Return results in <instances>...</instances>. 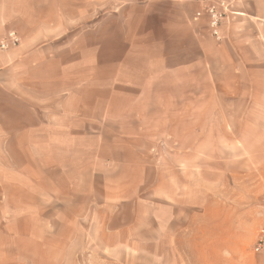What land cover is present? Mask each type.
I'll return each mask as SVG.
<instances>
[{
  "label": "crops",
  "instance_id": "crops-1",
  "mask_svg": "<svg viewBox=\"0 0 264 264\" xmlns=\"http://www.w3.org/2000/svg\"><path fill=\"white\" fill-rule=\"evenodd\" d=\"M232 7L217 40L194 0H0V42L11 31L20 38L0 49V264L13 263L22 240L43 245L29 225L45 209L59 217L77 197L89 211L104 206L77 187L97 177L107 183L109 168L127 166L116 153L154 150L145 122L153 112L140 107L153 103L145 94L160 82L180 87L186 119H203L210 104L218 119L225 98L246 104L247 119L264 120V0ZM117 103L130 106L114 115ZM201 150L199 143L180 146ZM248 153L247 254L225 257L231 264H264V162ZM181 167L188 171V162ZM60 181L69 184L66 195ZM151 182L156 197V175Z\"/></svg>",
  "mask_w": 264,
  "mask_h": 264
},
{
  "label": "rangeland",
  "instance_id": "rangeland-1",
  "mask_svg": "<svg viewBox=\"0 0 264 264\" xmlns=\"http://www.w3.org/2000/svg\"><path fill=\"white\" fill-rule=\"evenodd\" d=\"M160 83L145 94L153 103L140 107L153 112L145 122L155 133L150 137L154 150L116 153L127 166L109 168L107 183L97 177L94 184L77 187L95 192L104 206L89 211L87 199L77 197L59 217L52 208L34 217L29 229L43 245L20 241L12 264H231L225 257L247 254V148L252 158L264 162V120L247 119L246 104L225 98L218 119H211V104L204 106L203 119H186L177 102L180 87L173 80ZM128 106L117 103L114 115ZM126 126L131 129V122ZM195 128L203 135L191 133ZM116 129L111 124L109 133ZM129 142L122 144H146ZM196 143L201 151H180L181 144ZM154 175L156 197L151 195ZM44 186L53 189L50 183ZM68 187L63 181L57 185L65 195Z\"/></svg>",
  "mask_w": 264,
  "mask_h": 264
},
{
  "label": "built area",
  "instance_id": "built-area-1",
  "mask_svg": "<svg viewBox=\"0 0 264 264\" xmlns=\"http://www.w3.org/2000/svg\"><path fill=\"white\" fill-rule=\"evenodd\" d=\"M205 8L208 15V29L213 37L221 40L223 22L233 14L234 0H194ZM20 43V38L15 31L8 33V36L0 42V49H8ZM263 240H260L256 250L261 248Z\"/></svg>",
  "mask_w": 264,
  "mask_h": 264
}]
</instances>
